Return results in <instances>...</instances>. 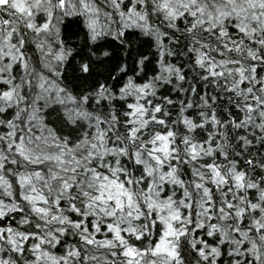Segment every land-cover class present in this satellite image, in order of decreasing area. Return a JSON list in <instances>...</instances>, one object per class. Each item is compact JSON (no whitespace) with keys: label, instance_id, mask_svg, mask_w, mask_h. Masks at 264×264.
Masks as SVG:
<instances>
[{"label":"snow or ice","instance_id":"1","mask_svg":"<svg viewBox=\"0 0 264 264\" xmlns=\"http://www.w3.org/2000/svg\"><path fill=\"white\" fill-rule=\"evenodd\" d=\"M0 264H264V0H0Z\"/></svg>","mask_w":264,"mask_h":264}]
</instances>
